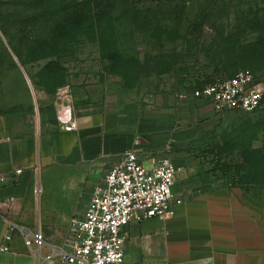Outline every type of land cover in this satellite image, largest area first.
<instances>
[{"label":"rangeland","instance_id":"rangeland-1","mask_svg":"<svg viewBox=\"0 0 264 264\" xmlns=\"http://www.w3.org/2000/svg\"><path fill=\"white\" fill-rule=\"evenodd\" d=\"M135 2L136 15L113 16L111 45L84 26L58 31L30 0H0V122L52 130L62 106L74 113L139 95L166 98L184 125L186 141L173 152L181 168L198 171L193 179L205 187L238 188L264 208V129L256 130L264 103L253 114L216 115L193 98L242 70L264 80V52L248 48L264 40V0ZM244 132L253 134L242 139Z\"/></svg>","mask_w":264,"mask_h":264},{"label":"crops","instance_id":"crops-1","mask_svg":"<svg viewBox=\"0 0 264 264\" xmlns=\"http://www.w3.org/2000/svg\"><path fill=\"white\" fill-rule=\"evenodd\" d=\"M171 105L139 95L77 109V128L70 132H26L1 121L0 172L22 173L0 191V248L9 223L40 229L50 244L63 243L70 219L84 215L105 173L133 150L168 158L180 169L174 193L183 203L171 217L131 221L124 230V264H264V208L238 188L205 187L193 179L198 171L181 168L173 152L186 137ZM0 264L39 263L16 235L9 251H0Z\"/></svg>","mask_w":264,"mask_h":264},{"label":"built area","instance_id":"built-area-1","mask_svg":"<svg viewBox=\"0 0 264 264\" xmlns=\"http://www.w3.org/2000/svg\"><path fill=\"white\" fill-rule=\"evenodd\" d=\"M193 98L207 103L216 115L253 114L264 103V80L242 70L231 78L204 85L193 93ZM59 123L64 131L76 130L69 107H61ZM21 173L16 170L8 176L0 172V191L9 181L18 182ZM177 173L178 168L168 158L126 151L119 163L105 173L84 215L70 219L63 243L50 244L40 229L9 223L0 251L8 252L14 237L19 235L39 264H124V230L131 221L168 218L175 207L182 205L174 193ZM43 249L48 252L41 256Z\"/></svg>","mask_w":264,"mask_h":264},{"label":"trees","instance_id":"trees-1","mask_svg":"<svg viewBox=\"0 0 264 264\" xmlns=\"http://www.w3.org/2000/svg\"><path fill=\"white\" fill-rule=\"evenodd\" d=\"M139 1H149L150 3H156L157 5H160V1L164 0ZM30 2L32 5H35L33 6L34 10H40L39 14L44 17L47 23L58 25V31H60L61 27L72 29L75 27L84 26L86 30L91 33L98 31L100 34L103 33L106 37V41H108V43L111 45H114L115 38V19L113 16L119 10L128 13L132 12L135 15L138 13L135 0H30ZM176 8L178 9L179 7L176 6ZM86 16L87 18H85L84 21L81 20L82 17ZM262 44H264V40L262 43L256 42L253 45H250L248 48H252L254 51L256 50L258 52H264V47H260ZM46 48H44V50H46ZM230 51H233V53L236 54L238 49L231 48ZM34 52L35 51H32V53ZM259 124L260 125L258 129H256L257 131L264 129V120ZM247 134L253 133L244 132L240 138L244 139L243 137H246ZM260 156L264 161V156Z\"/></svg>","mask_w":264,"mask_h":264}]
</instances>
